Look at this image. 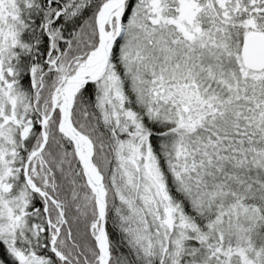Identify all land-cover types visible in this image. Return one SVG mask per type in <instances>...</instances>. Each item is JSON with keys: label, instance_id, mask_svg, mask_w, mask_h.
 Instances as JSON below:
<instances>
[{"label": "snow or ice", "instance_id": "obj_1", "mask_svg": "<svg viewBox=\"0 0 264 264\" xmlns=\"http://www.w3.org/2000/svg\"><path fill=\"white\" fill-rule=\"evenodd\" d=\"M0 264H264V0H0Z\"/></svg>", "mask_w": 264, "mask_h": 264}]
</instances>
